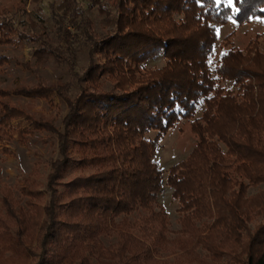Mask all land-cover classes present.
<instances>
[{"label": "trees", "instance_id": "trees-1", "mask_svg": "<svg viewBox=\"0 0 264 264\" xmlns=\"http://www.w3.org/2000/svg\"><path fill=\"white\" fill-rule=\"evenodd\" d=\"M90 1L111 26L105 34L80 21L78 0H58L55 28L24 11L34 35L0 12V48L36 43V65L67 64L85 83L73 98L65 84L42 81L0 89V140L24 119L17 137L53 135L59 154L45 182L36 166L18 195L0 185V264H264V191L247 195L264 183V36L240 50L228 35L212 62L215 25L264 22V0H233L235 12L217 0ZM41 2L33 0L37 13ZM78 35L89 44L81 75L73 71ZM160 56L162 67H143ZM9 61L0 53V71ZM53 96L67 108L62 130L12 104L15 97L50 104ZM181 121L196 143L163 171L156 153ZM164 188L179 204L175 232L158 201ZM255 215L263 221L250 230Z\"/></svg>", "mask_w": 264, "mask_h": 264}, {"label": "rangeland", "instance_id": "rangeland-1", "mask_svg": "<svg viewBox=\"0 0 264 264\" xmlns=\"http://www.w3.org/2000/svg\"><path fill=\"white\" fill-rule=\"evenodd\" d=\"M78 2L82 12L80 21L86 19L91 21L95 33L105 34L111 28V26L105 23L104 16L98 12L97 8L90 7V0H78ZM217 2L231 6L233 11H236L233 0H217ZM57 5L58 0H42L39 4L41 11L37 13L36 7L38 8V5H34L33 0H0V12H7L10 16L12 15L20 31L23 30L34 35L35 32L29 31L28 25L24 22L23 12L27 11L32 18L38 15V18L44 19L45 24L49 28H55L60 25L59 18L57 17L59 14L56 13ZM64 24H66L73 34L79 32L77 29L70 27L67 24V20L64 21ZM215 27L219 40L215 45L212 62H216L222 51L226 50L221 48L220 45L228 35H232L230 41L240 50H243L256 36H264V22L258 20H252L249 23L239 25L231 18L226 25H215ZM36 32L40 33L41 28L38 27ZM50 36L55 42L58 41L56 33ZM36 48H38V44L36 43H26L23 47L5 46L0 48V53L10 60L0 71V89L10 90L22 85L33 87L37 81H42L47 86L65 84L69 96L75 97L79 93L81 86H85V83L79 81L78 76L72 73L67 64L59 65L55 61H50L44 67L36 65L34 59ZM73 53V71L81 75L89 65V44L84 36L78 35L74 38ZM66 55L69 56V53ZM24 63H30L31 68H23L22 64ZM163 65L164 59L160 56L143 64V67L148 70L160 68ZM104 84L103 88L109 90L111 85L109 83ZM227 85L231 86V84ZM12 104L29 115H45L48 119H53L56 127L62 130V119L67 113V108L58 97L53 96L50 104L45 101L15 97L12 100ZM203 108L204 105L199 108L197 116L201 115ZM11 126L13 130L12 138L4 136L3 140H0V185L6 184L14 188L15 193L18 195V188L22 180L29 176L36 166L40 172L39 179L45 182V178L50 170V164L59 157V154L56 138L53 135L35 131L34 134L28 135L25 141H21L17 137V130L18 128H27V122L24 119H17L12 121ZM195 143L196 138L191 133L189 123L181 121L161 142V148L157 151L155 159L160 164L161 169L166 171L171 166L187 158ZM261 191H264V183L249 187L247 195L254 196ZM158 201L168 213L171 231L175 232L179 230V204L172 199L171 189L164 188L163 192L158 196ZM262 221L261 216L255 215L248 224L250 230H253ZM114 241V238H104L106 245ZM201 255H204V252H201ZM162 256L164 259H173V257L167 254H163ZM206 262L217 264L210 259H207ZM221 264L233 263L228 258H224Z\"/></svg>", "mask_w": 264, "mask_h": 264}, {"label": "snow or ice", "instance_id": "snow-or-ice-1", "mask_svg": "<svg viewBox=\"0 0 264 264\" xmlns=\"http://www.w3.org/2000/svg\"><path fill=\"white\" fill-rule=\"evenodd\" d=\"M209 63H211V60L209 61Z\"/></svg>", "mask_w": 264, "mask_h": 264}]
</instances>
